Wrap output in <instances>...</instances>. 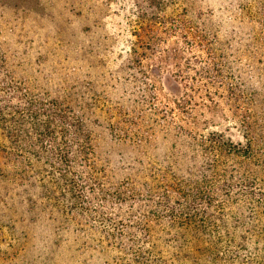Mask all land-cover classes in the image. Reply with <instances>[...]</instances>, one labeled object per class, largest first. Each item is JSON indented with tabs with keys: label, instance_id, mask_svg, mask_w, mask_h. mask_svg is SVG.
I'll use <instances>...</instances> for the list:
<instances>
[{
	"label": "rangeland",
	"instance_id": "rangeland-1",
	"mask_svg": "<svg viewBox=\"0 0 264 264\" xmlns=\"http://www.w3.org/2000/svg\"><path fill=\"white\" fill-rule=\"evenodd\" d=\"M0 85V264H264L224 90L264 118V0H0ZM53 101L85 111L94 180L13 151Z\"/></svg>",
	"mask_w": 264,
	"mask_h": 264
},
{
	"label": "trees",
	"instance_id": "trees-1",
	"mask_svg": "<svg viewBox=\"0 0 264 264\" xmlns=\"http://www.w3.org/2000/svg\"><path fill=\"white\" fill-rule=\"evenodd\" d=\"M212 72H214L212 73L214 76H210V71H205L204 75L210 78V84L214 86L217 84L216 78L220 76L218 75L220 73L216 68ZM224 90L229 93L228 101L230 108L233 110L234 123L243 139L241 143H230L229 147L227 146V152L235 162L232 175L235 184L244 196L256 200L260 204V206L258 205L259 211L263 212L264 118L259 120L256 117L252 104H247L248 108L242 114L240 95L236 92V89L224 88ZM32 107L28 109V116L34 121L35 128L32 130L35 132L28 135L35 133L31 137L38 136L35 138L37 142L33 144L31 140L21 141L16 143V145L18 144L17 149H13V151L26 152L30 155L35 153V156H40V160H46L55 173L58 172L59 176L66 179L72 176L79 166H84L87 170L86 176L94 180L96 177L92 175V170L99 166L100 159H97V153L94 149L91 123L83 115L85 111L83 113L80 112L81 110L75 111L76 106L72 107L58 101H53L47 105L43 103L36 111H33ZM0 124L7 126V129H4L9 132L6 139L13 145L12 141L17 137L16 130L10 127L7 120H0ZM213 144L215 145L216 142H213ZM223 148L224 145L220 146V150ZM4 150L2 149V151ZM6 153L3 152L6 156L3 158L8 159L10 154ZM75 165L76 169L74 168ZM225 187L229 186L225 185Z\"/></svg>",
	"mask_w": 264,
	"mask_h": 264
}]
</instances>
